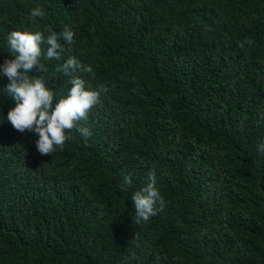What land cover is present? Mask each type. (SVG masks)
Segmentation results:
<instances>
[{
	"label": "trees",
	"instance_id": "16d2710c",
	"mask_svg": "<svg viewBox=\"0 0 264 264\" xmlns=\"http://www.w3.org/2000/svg\"><path fill=\"white\" fill-rule=\"evenodd\" d=\"M65 26L43 77L55 106L72 87L57 67L92 68L76 73L100 91L78 122L92 135L41 155L0 76V264H264V0H0V64L12 31ZM153 169L164 207L137 225Z\"/></svg>",
	"mask_w": 264,
	"mask_h": 264
},
{
	"label": "clouds",
	"instance_id": "9594fccd",
	"mask_svg": "<svg viewBox=\"0 0 264 264\" xmlns=\"http://www.w3.org/2000/svg\"><path fill=\"white\" fill-rule=\"evenodd\" d=\"M30 14L33 18L42 17L44 11L37 7L33 8ZM60 38L71 45L74 42V32L67 26L59 35L51 33L45 36L40 31L34 33L12 31L7 36V47L10 56L15 58L5 59L3 64H0V76L6 77L9 81L5 91L13 98L16 105L9 110L6 119L20 133L27 131L38 134L36 148L41 155L53 154L58 148L62 150L65 141L70 139L66 134L67 131L74 128L83 137H90L91 131L78 122L86 121L91 108L100 103V91L86 90L85 80L76 74L77 70L90 73L92 68L81 65L75 57H68L56 71L68 77L72 87L67 96L61 97L53 106L55 93L44 81L43 74L47 72V68L41 63V45H47L46 56L49 60L55 58L60 61L64 52V48L58 42ZM240 47H244L243 43ZM33 69L42 75L30 76L29 73ZM100 88L101 91H107L103 85ZM257 150L264 155V143L259 144ZM156 179L155 170H150L147 173L149 182L132 195L135 208L134 222L137 225L157 215L158 203L159 210L164 207L163 197L156 187ZM131 182V175H125L124 183L131 184Z\"/></svg>",
	"mask_w": 264,
	"mask_h": 264
}]
</instances>
